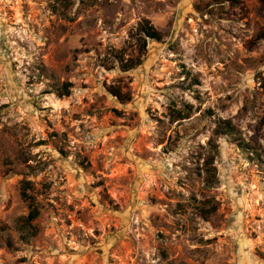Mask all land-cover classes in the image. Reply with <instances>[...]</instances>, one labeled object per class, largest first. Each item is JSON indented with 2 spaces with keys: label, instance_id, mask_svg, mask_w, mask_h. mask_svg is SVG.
<instances>
[{
  "label": "rangeland",
  "instance_id": "rangeland-1",
  "mask_svg": "<svg viewBox=\"0 0 264 264\" xmlns=\"http://www.w3.org/2000/svg\"><path fill=\"white\" fill-rule=\"evenodd\" d=\"M0 264H264V0H0Z\"/></svg>",
  "mask_w": 264,
  "mask_h": 264
},
{
  "label": "trees",
  "instance_id": "trees-1",
  "mask_svg": "<svg viewBox=\"0 0 264 264\" xmlns=\"http://www.w3.org/2000/svg\"><path fill=\"white\" fill-rule=\"evenodd\" d=\"M140 30L143 34V37L137 40L138 41L137 56L126 58L122 51L121 52L119 51L118 54L115 55L116 62L119 63V66L121 67L123 71H129L141 65L143 61L142 57L147 53L149 40L160 41L162 38L161 33L149 21H145L143 24H141ZM71 86L72 84L70 82H66L62 86L57 87V89L54 92L59 97L70 96ZM114 95L120 97V94L118 92H114ZM231 129H232V126L230 122H227V125L225 126L224 130H221L218 134L220 135L228 134L231 131ZM211 163L212 162L210 163L207 162V165ZM210 169L214 171L213 176H211L212 178H209L208 180V182L212 184L213 177L216 176V173H215L216 169L213 166L210 167ZM22 197L29 202V213L26 216L24 224H23L24 228L25 229L27 228V230L29 231L30 229L34 228L33 222L39 217L40 210H39V204L28 193V182H25L23 185ZM33 232L34 230H32L31 233Z\"/></svg>",
  "mask_w": 264,
  "mask_h": 264
}]
</instances>
